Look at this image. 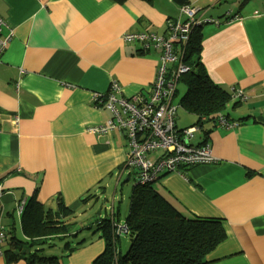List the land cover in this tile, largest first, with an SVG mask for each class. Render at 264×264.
Wrapping results in <instances>:
<instances>
[{"label": "crops", "instance_id": "0c3cea01", "mask_svg": "<svg viewBox=\"0 0 264 264\" xmlns=\"http://www.w3.org/2000/svg\"><path fill=\"white\" fill-rule=\"evenodd\" d=\"M188 1L197 17L212 20L200 28L203 68L245 99L231 97L223 110L232 127L207 121L189 140L210 144L213 161L187 167L183 176L165 173L154 187L188 218L222 219L225 239L206 264H264V0ZM0 15L2 34L13 30L0 58V227L7 238H21L16 204L35 193L55 208L59 198L73 211L71 237L83 241L60 248L56 264H92L105 247L94 229L103 215L93 206L107 200L106 217L122 220L123 187L121 200L116 192L122 177L129 179L124 133L85 130L110 116L94 93L114 81L117 95L148 96L160 51L123 35L164 34L168 19L186 16L172 0H0ZM183 117L177 114L178 128L196 121L188 112ZM0 264L30 263L2 254Z\"/></svg>", "mask_w": 264, "mask_h": 264}, {"label": "trees", "instance_id": "16d2710c", "mask_svg": "<svg viewBox=\"0 0 264 264\" xmlns=\"http://www.w3.org/2000/svg\"><path fill=\"white\" fill-rule=\"evenodd\" d=\"M172 1L178 6L189 3L188 0ZM200 28L201 24L194 25L184 46L180 45L183 46L182 61L190 68L177 79V85L182 83L185 86V91L177 103L174 100L178 93L177 87L173 96V102L178 108L181 107L196 116V121L191 126L197 128H203L204 122L216 121L217 115L223 114L225 106L231 101L230 92L213 83L200 62L202 40ZM175 44L179 47L180 43ZM137 172V168L129 169L128 175L133 177L134 183L124 221L111 217L100 219L95 224L94 229L101 232L105 247L94 258L92 264L208 263V255L226 236L222 219L186 217L168 195L154 187V182L161 176L141 182L137 179ZM24 200L22 212H17L18 203L15 209L17 217L20 218L22 237L18 238L12 234L7 238L5 235L7 248L3 254L9 262L23 257L30 264L40 262L56 264L57 257L42 254L38 246L44 243L52 246L54 242L50 240L54 238L74 236L71 233V227L74 225L73 211L59 198L55 208L45 207L35 193ZM123 234L130 238L129 246L124 253L118 247L119 238ZM82 241L83 239L75 243L65 241L63 248L69 251Z\"/></svg>", "mask_w": 264, "mask_h": 264}, {"label": "built area", "instance_id": "2783aa9c", "mask_svg": "<svg viewBox=\"0 0 264 264\" xmlns=\"http://www.w3.org/2000/svg\"><path fill=\"white\" fill-rule=\"evenodd\" d=\"M199 9L189 3L179 6V12L185 20L168 19L164 34L150 31L129 32L123 35L127 42L141 44L143 50H159V64L156 76L148 96L135 94L130 97L117 95L121 88L117 82H111L105 92H95V105L104 107L110 116L105 120L89 125L87 132L101 135L113 130L122 131L126 137V158L123 167L137 168V179L141 182L151 181L165 173L177 172L183 176V169L208 163L214 160L211 146L190 143L197 130L196 126L178 128L176 112L178 105L173 102L180 74L189 70L182 61L183 46L188 40L191 29L196 24H203L211 19L197 17ZM231 18H239L237 14ZM7 23L0 15V58L10 40L13 30L10 28L3 35ZM179 42V47L175 46ZM180 45H183L182 47ZM234 99H245L241 89L231 93ZM216 122L229 128L234 124L224 114L219 113ZM2 189L0 186V195ZM25 204L22 199L17 204L21 213ZM125 229V227H123ZM5 233L0 227V256Z\"/></svg>", "mask_w": 264, "mask_h": 264}, {"label": "rangeland", "instance_id": "374dc122", "mask_svg": "<svg viewBox=\"0 0 264 264\" xmlns=\"http://www.w3.org/2000/svg\"><path fill=\"white\" fill-rule=\"evenodd\" d=\"M177 89H178V93H177V95L174 98L176 103L178 102L179 98L183 95V93L185 91V86L182 83H178ZM177 114L182 116L181 122L184 121V117L183 116L186 114V112L181 107L178 108ZM177 121H178V119H177ZM197 134H198V132L196 133V135ZM126 171L128 172L129 169H126ZM133 183H134V179L130 175V177H129V179L127 181H124V177H122V181L118 185V191L116 192L117 195H118L117 201L121 200L120 199L121 198V194H120L121 187H123V190H124V192H123L124 193V197H123L124 206L122 208V214L120 215V219H122V220H120L121 222L124 220V218H125V216L127 214V211H128V207L127 206L129 204V196L131 194ZM114 185H115V180H112L111 181V187L108 189V192H107V194H109V197L112 196ZM103 200L104 199L100 198L98 203L93 206V211L98 210L99 214L103 215L101 217V219L107 218L106 217V209H105V207L109 203L107 200L106 201H103ZM117 201H116V203H118ZM102 203L104 204V206H102ZM81 238H82V236L78 237V239H76V240H73V238L69 237V236H67L66 238H62V239L61 238H54L53 240H50L51 242H54V245L50 246L47 243H44L43 245L38 246V248H41L40 252L44 253V255H56L59 252V249L64 247L65 241H70L71 243L72 242L75 243L76 241L80 240ZM129 243H130L129 236L128 235H124V234L121 235L120 238H119V241H118L119 250L122 253H124L127 250L128 246H129Z\"/></svg>", "mask_w": 264, "mask_h": 264}]
</instances>
